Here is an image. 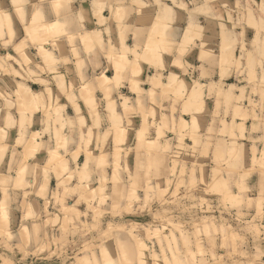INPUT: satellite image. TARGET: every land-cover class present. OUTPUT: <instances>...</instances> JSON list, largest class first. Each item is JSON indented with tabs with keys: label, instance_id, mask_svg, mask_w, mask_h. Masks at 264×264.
Wrapping results in <instances>:
<instances>
[{
	"label": "clouds",
	"instance_id": "clouds-1",
	"mask_svg": "<svg viewBox=\"0 0 264 264\" xmlns=\"http://www.w3.org/2000/svg\"><path fill=\"white\" fill-rule=\"evenodd\" d=\"M85 3L0 0V264H264V0Z\"/></svg>",
	"mask_w": 264,
	"mask_h": 264
},
{
	"label": "rangeland",
	"instance_id": "rangeland-1",
	"mask_svg": "<svg viewBox=\"0 0 264 264\" xmlns=\"http://www.w3.org/2000/svg\"><path fill=\"white\" fill-rule=\"evenodd\" d=\"M6 4H7V0H6ZM105 75L108 77L109 80L112 79V74H111L110 71H108L107 73H105ZM227 82H228V83H233L234 81L230 78ZM29 87L31 88V90H32L33 92H37V91H39V88H40L39 85H37V84H31V83L29 84ZM53 91H55V89H53ZM122 91L125 92L126 94H128V93H127V89H122ZM101 95H102L101 93H100L98 96H95V95L93 94V95H92V100L95 101V99H96L97 97L101 96ZM62 103H63V102H62ZM78 104H79V106H80L82 109L86 108V107H87V98H81V102H78ZM73 114H74L73 109H72V108H69V110H68V115H69V116H72ZM40 115H41V114H40L39 112H37V113H36V116L34 117V119L40 117ZM39 130H40L39 127H38L36 124H33L31 131L36 132V131H39ZM9 135H10L13 139H18V130H17L16 128H13V129L10 131ZM42 155H43V153L38 154L37 159L41 158ZM79 160H80V163L83 164V162H84V160H85V157H84V156H81V157L79 158ZM51 186H52V187H55V180L52 181ZM70 203H71V202H70Z\"/></svg>",
	"mask_w": 264,
	"mask_h": 264
},
{
	"label": "crops",
	"instance_id": "crops-1",
	"mask_svg": "<svg viewBox=\"0 0 264 264\" xmlns=\"http://www.w3.org/2000/svg\"><path fill=\"white\" fill-rule=\"evenodd\" d=\"M4 2H5V4H6V0H4ZM85 7H88V8H91V3H90V0H86V3H85ZM110 13H109V11L107 10V9H105L104 11H103V13H102V15L103 16H108ZM89 31H94V29H92V28H89ZM46 48H47V46H45ZM110 72H111V74H112V79L114 78V76H115V69L113 68V69H110L109 70ZM126 89V88H125ZM101 92H95V93H93L95 96H98L99 94H100ZM102 94V93H101ZM65 101H67V97H65ZM65 101H62L63 103L65 102ZM78 102H81V99L80 100H78ZM69 110V109H68Z\"/></svg>",
	"mask_w": 264,
	"mask_h": 264
}]
</instances>
